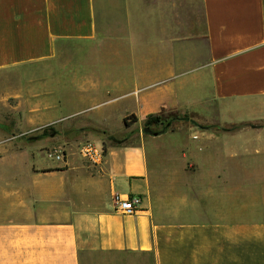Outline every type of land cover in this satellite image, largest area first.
Masks as SVG:
<instances>
[{
  "label": "crops",
  "instance_id": "1",
  "mask_svg": "<svg viewBox=\"0 0 264 264\" xmlns=\"http://www.w3.org/2000/svg\"><path fill=\"white\" fill-rule=\"evenodd\" d=\"M21 67L32 115L67 111L89 138L128 117L215 128L181 120L174 161L143 140L100 168L0 161V264H264V132L234 129L264 114V0H0V71Z\"/></svg>",
  "mask_w": 264,
  "mask_h": 264
},
{
  "label": "rangeland",
  "instance_id": "2",
  "mask_svg": "<svg viewBox=\"0 0 264 264\" xmlns=\"http://www.w3.org/2000/svg\"><path fill=\"white\" fill-rule=\"evenodd\" d=\"M30 91L28 68L0 71V161H52L50 155L57 151H63L68 156L67 161H72L75 157L78 160L77 149L85 142L102 145L106 150L108 145L127 146L141 140L146 141L149 157L151 156L150 151H153L155 147L158 157H162L165 161H174L175 145L181 138H184L186 133V131L174 132L181 120L183 121L182 125L197 128L195 132L206 128H215L193 115L166 114L160 117L161 125L151 127L153 132L166 129L172 133L162 139L157 138L158 136L151 138L153 136L144 135V121L141 125L134 126L132 130H127L122 122L115 123L113 120L110 122V129L114 133L103 134L100 131L92 134L89 138L88 134L78 132L81 124L79 119L64 117L68 114L67 111L55 112L58 115L57 118L33 116L31 111L35 109L36 101L31 97ZM259 109L264 110V106H260ZM68 122H73L72 126ZM66 123L68 124L66 125ZM246 126L262 129L264 132V114L262 113L261 121L258 120L253 125L242 124L233 127L238 130ZM85 257V264H149L147 259H135L127 256L86 253Z\"/></svg>",
  "mask_w": 264,
  "mask_h": 264
},
{
  "label": "built area",
  "instance_id": "3",
  "mask_svg": "<svg viewBox=\"0 0 264 264\" xmlns=\"http://www.w3.org/2000/svg\"><path fill=\"white\" fill-rule=\"evenodd\" d=\"M76 155L81 161H84L93 168H100L105 161L103 147L92 142L81 144L77 149ZM50 159L55 162L65 163L67 157L63 151H57L50 155ZM114 202L117 211L124 214H131L138 210L141 201L136 197L125 200L115 197Z\"/></svg>",
  "mask_w": 264,
  "mask_h": 264
},
{
  "label": "trees",
  "instance_id": "4",
  "mask_svg": "<svg viewBox=\"0 0 264 264\" xmlns=\"http://www.w3.org/2000/svg\"><path fill=\"white\" fill-rule=\"evenodd\" d=\"M161 115L157 116H149L144 120L143 123V134L147 136H153V134H156L157 136L160 135L161 132H153L151 130V127L161 125ZM137 120L134 117H128L123 119V125L125 128H129L132 124L136 123ZM166 130V129H165ZM104 150V148H103Z\"/></svg>",
  "mask_w": 264,
  "mask_h": 264
},
{
  "label": "water",
  "instance_id": "5",
  "mask_svg": "<svg viewBox=\"0 0 264 264\" xmlns=\"http://www.w3.org/2000/svg\"><path fill=\"white\" fill-rule=\"evenodd\" d=\"M154 137H156L157 135L156 134H153Z\"/></svg>",
  "mask_w": 264,
  "mask_h": 264
}]
</instances>
